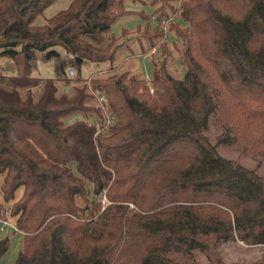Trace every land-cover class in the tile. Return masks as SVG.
<instances>
[{
	"label": "trees",
	"instance_id": "obj_1",
	"mask_svg": "<svg viewBox=\"0 0 264 264\" xmlns=\"http://www.w3.org/2000/svg\"><path fill=\"white\" fill-rule=\"evenodd\" d=\"M57 1L0 0V58L16 68L13 90L0 87V195L13 202L0 203V233L9 213L23 233L15 264H200L198 254L227 264L223 244L264 246V178L207 135L213 120L222 143L264 153V0H129L154 7L150 34L152 16L126 9L128 0H68L37 24ZM134 13L144 21L136 33L156 50L168 22L183 77L168 71L165 46L150 79L121 72L128 30L96 43ZM38 53L58 71L109 62L90 84L114 122L98 135L85 120L65 126L70 114L99 110L86 105V85L68 97L56 78L32 76ZM10 245L0 235V260Z\"/></svg>",
	"mask_w": 264,
	"mask_h": 264
},
{
	"label": "rangeland",
	"instance_id": "obj_2",
	"mask_svg": "<svg viewBox=\"0 0 264 264\" xmlns=\"http://www.w3.org/2000/svg\"><path fill=\"white\" fill-rule=\"evenodd\" d=\"M69 4L68 0H59L50 6L43 15L36 19L37 24L45 23L46 19L54 15L59 10L66 8ZM126 9L131 11H144L148 16H155L154 7L150 5H143L141 3H134L132 1H126ZM172 20V19H171ZM144 21L138 14H132L127 17L120 19L116 24H114L108 33L104 34L105 40L102 42L96 41L93 36H87L91 41H96L97 44H106L111 34L120 37L123 30H128L131 33L126 37L120 38L118 43L124 42L125 45L122 46L117 55L115 61L116 66L121 67V72L130 71L131 75H143L145 78L150 79L152 77V64L151 58L155 59H165L166 56L162 54L161 48L166 47V52L168 53V58L166 59V65L168 71L175 77H183V67L180 63L179 48H181V41L175 37V35L169 30V24L165 27V45L159 43L158 48H150V44L147 35L142 34V30L137 32L139 25H143ZM156 27L155 21L151 18V23L149 25V34L154 31ZM60 49V48H59ZM61 50V49H60ZM62 52V50H61ZM63 57L67 60L70 58L63 52ZM155 56H154V55ZM42 54L38 53V57L35 61V67L32 71V76L41 79L56 78V84L58 86V95L65 94L68 97H72L76 93V88H82L84 85L87 86L88 92V81L91 75L101 71H107L111 64L107 63H89L82 67L79 73L76 69V77L70 78L68 75L69 69L73 68L69 64L64 68V71H58L56 69V60L52 59L50 61H45L42 59ZM164 56V57H163ZM16 75V68L14 62L11 58L2 57L0 58V87L12 91L13 84L9 80L10 76ZM82 78L81 81L77 80V77ZM44 81L32 89V93L37 100L43 92ZM21 95L26 96L27 90L20 89ZM86 105L90 108H95L97 105L95 100L88 95L85 101ZM100 112V111H99ZM99 112L88 111L86 113H73L64 117L63 124L65 126L71 125L76 121L85 120L90 124H95L98 128L101 126L103 121V116ZM100 115V118L99 116ZM104 131V130H103ZM102 132V131H101ZM100 132V133H101ZM221 133L219 125L213 120L209 123V130L207 135L213 144H218L217 150L221 156L226 159L233 160L244 167L254 170L260 176L264 178V153L256 152L250 150L248 147H243L239 145L226 144L221 142ZM99 134V133H98ZM96 133V135H98ZM75 168L74 165H72ZM88 189L90 192L93 190V186L88 184ZM23 194V188H19L15 195V200H18ZM93 197V196H92ZM78 204L82 207L85 203L81 200H77ZM105 197L102 203L105 204ZM0 203H2L6 209H10L13 202L5 203L0 195ZM87 216V215H84ZM1 237H8L11 240L10 249L7 254L0 260V264H15L19 252L23 248V233L18 232L15 226V218L11 217L9 213L1 217ZM220 253L223 260L227 264H253L264 257V246L262 245H248L241 241H231L223 244L220 247ZM200 264H210L208 259L201 254H198Z\"/></svg>",
	"mask_w": 264,
	"mask_h": 264
},
{
	"label": "built area",
	"instance_id": "obj_3",
	"mask_svg": "<svg viewBox=\"0 0 264 264\" xmlns=\"http://www.w3.org/2000/svg\"><path fill=\"white\" fill-rule=\"evenodd\" d=\"M152 20L156 21V17L152 16ZM168 25V22L163 21L162 26L165 29V27ZM68 75L70 78L76 77V71L74 68H70ZM88 94L95 100L98 110L100 111V114L103 116V123L98 128L97 134L101 131L105 130L108 126H110L114 122V117L109 113L108 106H107V97L105 94L100 93L96 90H94L91 87L90 79L88 81Z\"/></svg>",
	"mask_w": 264,
	"mask_h": 264
}]
</instances>
